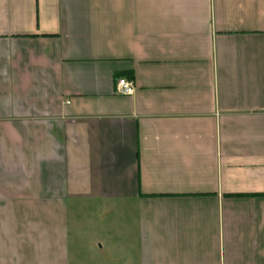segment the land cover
Listing matches in <instances>:
<instances>
[{"label": "crops", "instance_id": "obj_1", "mask_svg": "<svg viewBox=\"0 0 264 264\" xmlns=\"http://www.w3.org/2000/svg\"><path fill=\"white\" fill-rule=\"evenodd\" d=\"M0 264H264V0H0Z\"/></svg>", "mask_w": 264, "mask_h": 264}, {"label": "built area", "instance_id": "obj_2", "mask_svg": "<svg viewBox=\"0 0 264 264\" xmlns=\"http://www.w3.org/2000/svg\"><path fill=\"white\" fill-rule=\"evenodd\" d=\"M134 92V85L131 81L119 78L116 83V93L123 96H129ZM68 103V102H66Z\"/></svg>", "mask_w": 264, "mask_h": 264}]
</instances>
